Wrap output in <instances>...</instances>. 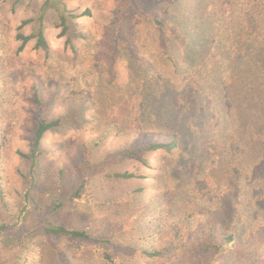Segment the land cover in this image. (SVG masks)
Returning <instances> with one entry per match:
<instances>
[{
  "label": "rangeland",
  "instance_id": "1",
  "mask_svg": "<svg viewBox=\"0 0 264 264\" xmlns=\"http://www.w3.org/2000/svg\"><path fill=\"white\" fill-rule=\"evenodd\" d=\"M42 2L0 0V216L15 214L18 221L21 210L65 202L78 191L49 219L88 236L59 237L55 246L36 237L15 254H2L1 264H204L201 245L210 228L234 235L223 254L213 252L212 264H264V77L246 72L242 59L235 82L240 112L224 109L220 91L228 75L214 79L221 62L214 44L198 40L201 48L193 51L131 5L114 28L123 0H66L72 13L90 11L75 20L87 35L76 40V54L65 49L53 11L44 22L52 60L33 41L17 52L16 27L36 16ZM164 4L153 8L162 19L182 24L186 37L198 35L181 21L191 16L190 3ZM224 6L223 40H239L241 47L246 41L255 56L264 0ZM35 86L47 119L67 120L44 134L33 166L18 151L31 149ZM188 91L195 93L189 101L196 123L177 115V123L166 124V98ZM172 135L179 148L148 154V167L134 159L107 166L138 177L113 179L99 168L88 175L89 165L116 150Z\"/></svg>",
  "mask_w": 264,
  "mask_h": 264
},
{
  "label": "trees",
  "instance_id": "2",
  "mask_svg": "<svg viewBox=\"0 0 264 264\" xmlns=\"http://www.w3.org/2000/svg\"><path fill=\"white\" fill-rule=\"evenodd\" d=\"M161 1L162 0H123L111 20L114 28H118L122 23L125 17V9L128 5H131L134 12H136L140 18L154 22L161 32L163 31V34L168 35L170 39L179 41L183 45H188L193 51L201 48V46L196 44L198 40L204 41L205 45H207V43L210 45V42L213 43L215 47L213 49L215 52L219 50L221 57V62L219 63L221 66L217 65V73L215 71L217 75L214 79H222L226 74L225 72H227L228 75V79H226L225 82L223 81V86L220 91V99L223 104L222 107L226 109V107L229 106L233 108L234 112L239 114L240 111L238 106L240 93L235 82L239 81L237 72H239L241 60L244 59L247 64L246 72L254 76L258 75L259 77H264V18H261V26L260 24L255 26L259 28L257 33L260 37V41L258 52L255 53V56H252L254 53V50L250 49L252 44H247L245 41L241 47L239 40L228 43L223 40L224 32L222 28L224 24L220 22V19H223L226 13L225 9L227 8L224 4H228L229 0H163L167 4L172 3V5L177 2L179 4L190 3V7H192L190 12L191 16L188 18L187 23L185 20H181L184 25H186V29H188L189 26H193L195 30H197L195 34L198 35L190 36V38L185 36V31L181 27L182 24H176L162 19L160 15L154 11V6L161 3ZM49 11H53L59 20L56 25L60 27L59 35L64 37L65 49L76 54V40H84L87 38V35L84 31L79 29L75 20L79 16L90 15V11L86 9L79 14L72 13L67 9L66 0H43L36 16L20 21L19 25L16 27L15 34V38L19 42L17 52L22 51L28 42L33 41L34 49L43 52L45 61L52 60L51 58L54 52L44 33V22ZM183 15H185L184 12ZM215 15H217V17ZM30 23L33 24V28L31 32L25 33L23 29ZM191 40L193 43H191ZM190 91L182 96V98H179V96H175L173 100H169V97L166 98V124L177 123L178 119L175 120L177 115H180V117H187V124L191 123V121L196 123L195 117H197L198 112L196 110V112H194L190 102L195 93H193L194 91ZM33 101L37 106V124L33 133L31 149L28 153L22 151H18V153L22 157L29 159L34 166L36 158L40 153L41 140L44 134L64 124L67 120V116L47 119L46 109L40 99V94L36 86ZM196 102L197 101H195L194 104ZM181 108L182 110H180ZM179 112L181 113L179 114ZM178 148L179 140L175 135L170 136L169 139L157 140L138 147L121 148L106 156L105 160L102 161L106 166H103L102 162L99 165H89L88 175L94 174V172H96L95 170L99 168L101 171L97 172L105 174L113 179H130L138 177L139 175L134 172L108 170L107 166L111 163L134 159L148 167V154L156 151H165L170 154L174 153ZM231 184L233 185H230V194L235 205L233 217L237 218V216H240L239 201L237 198V183L234 181ZM77 192L78 191L70 195L65 202L55 199L52 203L43 208L39 206H33L29 209L25 208V212L21 210V218L18 221L16 220L17 216L15 214H4L0 216V264L2 263L1 261H3L1 258L2 254H15L17 251L26 247V245L36 237L45 238L53 246H55L57 238L59 237H87L88 235L84 231L76 230L65 225H56L49 219L50 215L53 214L56 209L68 204L75 195H78ZM211 230L212 228H210L205 240H203L205 242L201 245L204 249V264H212L213 252L217 255H221L234 243V235L215 234ZM220 235H222V240L217 239Z\"/></svg>",
  "mask_w": 264,
  "mask_h": 264
}]
</instances>
